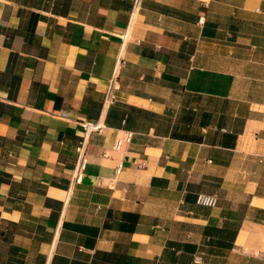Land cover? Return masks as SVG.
I'll return each mask as SVG.
<instances>
[{"label": "crops", "instance_id": "0c3cea01", "mask_svg": "<svg viewBox=\"0 0 264 264\" xmlns=\"http://www.w3.org/2000/svg\"><path fill=\"white\" fill-rule=\"evenodd\" d=\"M0 264H264V0H0Z\"/></svg>", "mask_w": 264, "mask_h": 264}, {"label": "built area", "instance_id": "2783aa9c", "mask_svg": "<svg viewBox=\"0 0 264 264\" xmlns=\"http://www.w3.org/2000/svg\"><path fill=\"white\" fill-rule=\"evenodd\" d=\"M140 2H141V0H135V4H139ZM114 88H115V84H112L109 87L108 98L111 97V92H112V90ZM112 98L113 97H111L110 99H112ZM83 127L85 129L86 135H87V133H89L92 130L100 129V125L94 124V123H84ZM132 137H133V133L132 132H128L123 140H119L117 142L116 148L119 149L123 141L130 142ZM77 152H78V160H77V164H76V167H75V172H74L73 178L77 182H79L83 178L84 171L86 170V167H87V164H88V158H87L86 151H85V141H83L78 146ZM120 167H121V165H120ZM216 200H217V198L214 197V196L211 197V196H203L202 195V196L199 197L198 202L200 204H203V205L213 206V205H215Z\"/></svg>", "mask_w": 264, "mask_h": 264}]
</instances>
